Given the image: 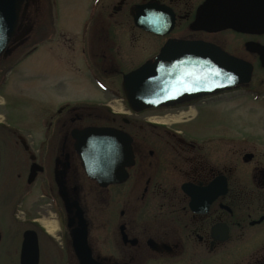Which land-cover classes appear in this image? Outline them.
I'll return each mask as SVG.
<instances>
[{"label": "flooded vegetation", "instance_id": "obj_1", "mask_svg": "<svg viewBox=\"0 0 264 264\" xmlns=\"http://www.w3.org/2000/svg\"><path fill=\"white\" fill-rule=\"evenodd\" d=\"M204 1L91 0L89 6L75 10L73 20L71 8L61 0H0V24H11L12 8L18 11L16 32L0 54V93L14 70L39 50V42L57 41L56 37L60 44L75 41L70 35L48 32L49 26L56 28L66 16L86 31L80 41V47H85L81 55L70 56L73 62L67 63L72 66L79 63L75 59H83L91 80L106 94L116 88L103 79L119 72L123 78L136 69L125 72L116 49L125 53V47L133 49L143 36L161 41L159 47L152 46L159 51L169 39L212 43L254 65L247 84L139 113L129 107L121 81V112L111 108L115 99L84 108L66 104L53 114L55 119L44 121L46 131L39 136L24 135L12 124L4 97L0 102V186L8 185L10 196L0 190V198L9 196L11 207L0 210V264L8 233L18 242L15 254L20 264L27 235L37 240L38 264L60 263L57 260L80 264L74 246L82 223L78 208L98 264H264V130L252 131L248 125V120L257 119L236 122L233 107L237 98L246 97L242 109L252 114L251 109L258 107L264 123V78L255 81L257 68L263 73L264 68L259 56L248 49L250 42L264 46V34L194 30ZM148 3L173 15L169 34L158 35L136 25L133 9ZM126 14L136 33L117 31L128 22ZM223 32L247 38L243 49L249 56L207 38ZM222 107L233 111V120L217 114ZM109 118L111 125L96 124ZM237 124L243 127L239 131ZM90 126H111L131 138L133 163L125 168L120 182L102 186L87 175L74 134ZM13 171L21 181L12 183ZM46 223L55 226L54 233Z\"/></svg>", "mask_w": 264, "mask_h": 264}, {"label": "water", "instance_id": "obj_2", "mask_svg": "<svg viewBox=\"0 0 264 264\" xmlns=\"http://www.w3.org/2000/svg\"><path fill=\"white\" fill-rule=\"evenodd\" d=\"M11 24H0V54L15 34L18 11L12 8ZM164 7L136 6L133 17L138 27L158 34H169L174 17ZM136 12V14H135ZM194 30L208 33L232 30L249 35L264 34V0H205L199 7ZM248 49L259 56L264 68V46L255 42ZM254 65L233 56L221 47L204 41L169 39L159 53L122 78V88L134 112L169 108L202 96L251 82ZM76 148L87 175L102 186L120 182L125 168L133 163L131 138L113 127L90 126L76 131ZM70 207L69 203L67 204ZM81 228L74 236L80 264H98L86 237L83 213L78 208ZM22 264H38L37 240L27 235ZM28 253H31L29 256Z\"/></svg>", "mask_w": 264, "mask_h": 264}, {"label": "rangeland", "instance_id": "obj_3", "mask_svg": "<svg viewBox=\"0 0 264 264\" xmlns=\"http://www.w3.org/2000/svg\"><path fill=\"white\" fill-rule=\"evenodd\" d=\"M61 1L65 3L66 6L71 8L69 12H71V19L74 20V16L76 15L75 10H77L79 7L82 8L87 4L89 6L90 3L88 2L91 0ZM139 1L140 0H130L131 3ZM126 16V20L128 22L122 30L121 28H118L117 31L123 32L124 34H129L131 32L136 33L132 24V19L127 14ZM66 18L67 19L63 20L61 24L57 25L56 28L55 26H49L48 32H50L51 35H53V33H56V35H70V38L75 41L66 42V44H60V42H58V37H56L55 40L57 39V41L39 42V50L34 53L33 56H31L26 62L14 70L6 89L0 93V102L4 101V97L8 101L6 108L12 124L24 135H42V132L46 131V123L44 121L49 117H51L50 121L52 120V117L55 119L56 114H53L61 109V107H65L66 104L73 107L77 106L84 108L86 106L99 104L103 101V103H105L122 96L121 81L123 73L119 72L115 75H108L110 79H103V81L108 82V86L116 88L113 91L110 90V92L106 94L104 91L105 89L101 88L96 81L91 80L93 75L88 68L85 69L83 67V59H81V61L74 58L75 62L78 61L79 63H76L75 65L73 63L72 66L67 63L68 61H72L70 56H76L78 58L81 55L80 49H84L85 47L83 45L80 47V41L82 40L83 34H85L86 31L82 25L69 20L68 16H66ZM44 31L45 29H43L42 32ZM137 33H139V31H137ZM123 37H126L127 40L129 39V36ZM207 38L223 41L227 48H229L228 45H230V51H234L239 55L249 56L248 53H246L243 49L245 41L248 40L247 38L245 39L243 37L241 38V36H235L231 32H223L220 35ZM49 40H54V38ZM160 43L161 41L159 40L153 41V38L149 36H143L141 37L140 43H136L133 49H131V47H125V49H127V52L125 53L120 49V47L117 48L116 55H119L118 52H121L119 59L120 62L122 61L121 63L124 67V71L126 72L132 68L139 67L144 62H147L146 60L151 58L155 53L157 54L159 51L158 45ZM153 44L158 47H152ZM92 68L94 69L93 71H95L93 66ZM95 72L94 76H96L98 73L97 72L95 74ZM261 78H264V73L261 72L260 68L258 67L255 81H259ZM243 99H246V97L237 98V100L234 102V106L232 105L237 113H234L236 122L240 121L239 118L242 120L257 119L256 122L248 120V125H251L252 131L258 129V132L262 133L264 130V123L261 121V116L263 113L262 110L258 107V109L252 108V114H250L245 108L242 109L241 107V105L243 106V103H245ZM249 106L250 104H248V107ZM217 114L220 116L227 114V116L232 120L234 118L233 111H225L223 107L217 111ZM50 123L51 122H49V124ZM96 124L111 125L112 122L111 119H104L96 121ZM240 124H237L236 127L238 131L239 128H243L242 126L238 127ZM16 171H19V169H16ZM16 171H13L11 177L12 183L15 181H21V178H15L17 176L16 173H18ZM0 190L5 191V194H9L10 196V189L8 185L2 184L0 186ZM9 196L0 198V210H10L9 208L11 207V203L9 202ZM97 204L98 203H96V205ZM21 208L23 209V207H19V209ZM6 237L5 243L3 244L5 245L6 249L2 255V261H4L2 264H20L18 262V257L15 254V248L18 245L17 240L11 238L9 233L6 235ZM57 261L60 263L54 261L55 263L52 264L68 263L67 260Z\"/></svg>", "mask_w": 264, "mask_h": 264}, {"label": "bare ground", "instance_id": "obj_4", "mask_svg": "<svg viewBox=\"0 0 264 264\" xmlns=\"http://www.w3.org/2000/svg\"><path fill=\"white\" fill-rule=\"evenodd\" d=\"M114 109H116L118 112H121L123 110L119 104L116 107H114ZM166 121H168V119ZM46 225L48 226L50 232L52 233L55 232V226H53L52 223H46Z\"/></svg>", "mask_w": 264, "mask_h": 264}]
</instances>
